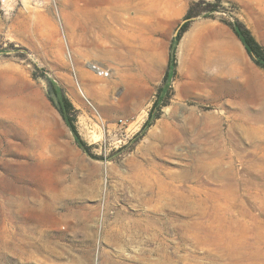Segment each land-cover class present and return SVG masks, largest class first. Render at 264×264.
<instances>
[{
	"label": "rangeland",
	"instance_id": "374dc122",
	"mask_svg": "<svg viewBox=\"0 0 264 264\" xmlns=\"http://www.w3.org/2000/svg\"><path fill=\"white\" fill-rule=\"evenodd\" d=\"M194 1L203 9L194 18H238L264 45V0H184L177 30ZM87 2L0 0V264H264L256 238L264 234V142L243 137L242 151L229 130L240 107L264 105V68L242 48L231 67L211 61L202 90L180 89L177 73L164 81L147 70L149 47L159 66L157 44L126 35L115 54L110 36L80 42L69 28L85 26ZM60 95L73 104L84 145L59 110ZM191 111L221 117V131L147 151ZM207 139L228 151L203 157L197 150ZM197 155L224 166L198 176ZM137 174L163 198L143 197Z\"/></svg>",
	"mask_w": 264,
	"mask_h": 264
},
{
	"label": "crops",
	"instance_id": "0c3cea01",
	"mask_svg": "<svg viewBox=\"0 0 264 264\" xmlns=\"http://www.w3.org/2000/svg\"><path fill=\"white\" fill-rule=\"evenodd\" d=\"M137 1L139 2V0ZM137 1L133 0L132 5L128 6L126 10L115 9L116 12L127 11L129 13L126 23L117 19L103 24L86 21L85 26L80 22V25H71L69 29L71 33L82 37L80 42L93 41L100 44L104 43L105 38L111 35L110 38L116 40L112 39L114 45L111 50L115 54L121 52L120 47L124 45L126 35L135 38L133 44H143L142 42L147 40L151 45H159L161 57L158 68L153 69L152 67V47H149L145 66L147 70L149 69L151 76H159L163 79L169 68V60L173 52V50L172 52L168 50L169 42L171 44L175 33L177 34V26L183 16L184 0H144L136 3ZM90 3L87 2V7L93 11L104 12L107 9H113L108 8L109 5L106 4L92 3L91 0ZM121 13L122 16L123 13ZM65 25L68 26L67 16ZM124 27L127 29L126 34L122 30ZM84 35L89 40H84ZM101 39L103 40L101 41ZM242 48L245 46L232 27L216 19L194 18L175 45L178 63L176 81H179L180 89L202 90L204 83L201 82L207 80L211 61H219L217 65L220 67H224L223 63L227 61V67H231L233 60L241 53ZM132 52L135 53L136 49ZM105 64L119 68L114 63ZM83 80V87L87 91H92L93 82L86 79V73ZM105 83L109 85L111 82L107 79Z\"/></svg>",
	"mask_w": 264,
	"mask_h": 264
},
{
	"label": "bare ground",
	"instance_id": "6f19581e",
	"mask_svg": "<svg viewBox=\"0 0 264 264\" xmlns=\"http://www.w3.org/2000/svg\"><path fill=\"white\" fill-rule=\"evenodd\" d=\"M132 1L133 0H91L92 3L106 4V5H109V6H107L108 8L110 7L113 9L112 10L107 9V11H104V12L93 11V12L88 13V15H86L87 17H84V16L83 17L88 22L94 21L96 23L98 22L99 24H103V23L108 21L106 18L107 17L106 14H109V16L112 20H114V19L121 20L124 18V12H122L123 15L121 16L120 15L121 12H116L115 9H119V10L125 9L126 10L128 8V6L132 5ZM135 1H137V0H135ZM140 1L143 2L144 0H139V2L137 1L136 3H140ZM106 33H108V32H106ZM108 34H110V33H108ZM99 73L103 74L105 76H108L110 72L108 70L100 69ZM235 103H237V102H235ZM240 109H241L242 113L239 114V117L233 118L234 124L231 125L230 129H229L232 133L236 132L237 138H235V139L238 141L236 143V146L240 150L243 151V149H241V148H243L242 147L243 146L242 140H243V137H245L247 140H249L255 146L260 147L261 143L264 142V124H262V123H264V105L261 107L260 110L258 109L256 111L249 108L248 105H246L245 107H240ZM235 116H238V115H235ZM220 121H221V117H219L218 119H216L214 121L205 120L204 118L198 116L195 111H191V114H189V118L185 122H183L181 124H177L175 126H173V125L169 126L168 125L163 132L155 135L157 142L152 141V142L148 143L145 146V148L147 149V151H155V152L169 151L172 147L183 145L185 143V141L190 139V136H192V135L194 137H196L197 139H200V136L208 137L210 135V133L213 131L214 132H220L221 131V127H220L221 122ZM198 147L199 148L197 151H204L203 157H207L209 159L213 158V156L216 154L228 151L226 144H222V147L220 145V147L217 148L218 146L214 147L213 141H211L209 139L205 140V143L199 145ZM195 159L198 160V162L195 160V169H198V171H197L198 176L200 174V171L208 173L209 175H214L216 168L224 166L223 165V163H224L223 159H221V158H220L221 160L220 159L219 160L218 159L212 160V163L211 162H204V160L198 155L196 156ZM222 169L223 168H220L218 170H222ZM225 174H223V176ZM185 175L186 176L189 175V172L184 171L183 174H180V176H185ZM143 176L141 174H137L138 180H144V181H142L143 183H142V186L140 187L141 189H139L140 194L143 197H145V196H147L149 194L151 195V193H153V196L155 195V196H158L160 198V196H161L160 192L155 190L154 186L149 184V182L151 180L149 182H147V180H145L146 178L144 179ZM150 177H151V175H150ZM161 192H162V190H161ZM178 195H179V199L181 200V202L187 201L188 197L182 191L179 192ZM258 197L261 199L262 202H264V194H260V195H258ZM161 198H163V197L161 196ZM187 202H189V201H187ZM245 231H247V230H245ZM256 238H257V242L264 243V234L258 233Z\"/></svg>",
	"mask_w": 264,
	"mask_h": 264
},
{
	"label": "trees",
	"instance_id": "16d2710c",
	"mask_svg": "<svg viewBox=\"0 0 264 264\" xmlns=\"http://www.w3.org/2000/svg\"><path fill=\"white\" fill-rule=\"evenodd\" d=\"M208 10L214 11L216 9L212 8ZM202 11L203 9H198V2L196 1H194L190 5L187 13L184 16V22L179 26L177 30V34L175 37L176 42L182 37L183 33L189 28L194 17L200 15ZM221 20L233 28L237 36L243 42L247 52L252 56V58L255 60L256 63H258L264 68V45L258 41V39L254 35L252 30L247 26V24L238 18H236L235 21H228L226 19H221ZM176 66H177V57L173 49V52L169 60V68L164 76V81L168 80L170 76L172 77L176 76L177 73ZM157 104L158 101H155L154 106H157ZM58 107L62 115L67 119L78 141L84 145V141L81 139L77 127L75 125V113H74L75 111H73L74 110L73 104L66 95H60L58 97ZM147 124H148V120L144 126H147Z\"/></svg>",
	"mask_w": 264,
	"mask_h": 264
}]
</instances>
